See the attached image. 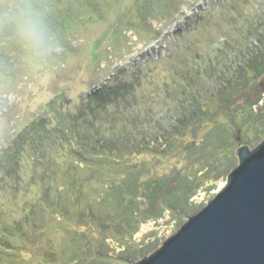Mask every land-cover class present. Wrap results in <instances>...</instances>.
<instances>
[{"label":"rangeland","instance_id":"374dc122","mask_svg":"<svg viewBox=\"0 0 264 264\" xmlns=\"http://www.w3.org/2000/svg\"><path fill=\"white\" fill-rule=\"evenodd\" d=\"M72 6L81 22L56 27L43 61L0 60V264L136 263L213 199L237 149L264 140V70L250 64L264 63V0ZM104 86L114 102L91 115L84 98ZM60 119L104 153L79 158L56 138L37 153L22 136Z\"/></svg>","mask_w":264,"mask_h":264},{"label":"water","instance_id":"95a60500","mask_svg":"<svg viewBox=\"0 0 264 264\" xmlns=\"http://www.w3.org/2000/svg\"><path fill=\"white\" fill-rule=\"evenodd\" d=\"M236 156L213 199L132 264H264V140Z\"/></svg>","mask_w":264,"mask_h":264},{"label":"trees","instance_id":"16d2710c","mask_svg":"<svg viewBox=\"0 0 264 264\" xmlns=\"http://www.w3.org/2000/svg\"><path fill=\"white\" fill-rule=\"evenodd\" d=\"M72 2L73 0H3L0 4V60L7 54L8 49H11L19 55L25 54L34 60L43 61L48 55L47 48L49 44L47 38L54 35L56 27L59 24L71 26L75 22H81V13L72 6ZM59 4H62V6H59ZM60 7L65 8L61 10ZM92 52L94 60H97L99 58L97 43L93 47ZM250 64H252V70L255 71L256 75L260 76L264 70V63L261 64L258 61H253ZM109 95L106 93L105 86L100 87L96 91L89 92L84 98L85 108L88 113L96 115L98 112L104 110L107 105L112 104L114 98ZM52 105V103L48 104L49 107H52ZM78 118V116L73 117L74 121L71 124L77 126ZM90 121L88 120V123H90V127H93V122ZM94 121H97V119H94ZM67 128L71 129V131ZM36 129L41 132L36 133ZM23 133L22 136L28 134L26 137L31 139V142L37 149V153H44L45 148H43L41 141L46 138L50 140L56 138L60 144L67 143L70 153L79 158H83L87 153L91 155L104 153V147L99 139L88 144H83L76 130L73 127H67L64 119H60L57 126L52 130L46 129L43 122L40 121L34 127L23 131ZM204 136H202L201 143L199 144L192 141L189 142L186 145V150L188 152L200 150L206 144L207 139ZM70 138L72 139L71 146L69 144ZM116 151L117 149L114 147L110 149V152L115 153ZM15 152H13V157L17 156ZM16 160L17 157L13 159L15 164ZM92 174H97V172ZM112 186L115 185L113 184ZM125 189L128 193H131L134 190L133 183H127L123 190L119 188H114L113 190L114 197L119 204L128 197L124 193Z\"/></svg>","mask_w":264,"mask_h":264}]
</instances>
